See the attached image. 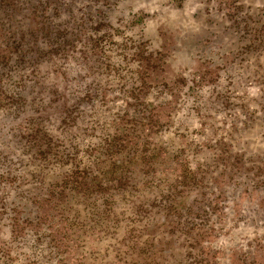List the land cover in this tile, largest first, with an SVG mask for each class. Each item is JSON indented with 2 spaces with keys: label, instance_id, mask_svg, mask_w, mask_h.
I'll return each mask as SVG.
<instances>
[{
  "label": "rangeland",
  "instance_id": "obj_1",
  "mask_svg": "<svg viewBox=\"0 0 264 264\" xmlns=\"http://www.w3.org/2000/svg\"><path fill=\"white\" fill-rule=\"evenodd\" d=\"M0 1V264H264V0Z\"/></svg>",
  "mask_w": 264,
  "mask_h": 264
},
{
  "label": "trees",
  "instance_id": "obj_2",
  "mask_svg": "<svg viewBox=\"0 0 264 264\" xmlns=\"http://www.w3.org/2000/svg\"><path fill=\"white\" fill-rule=\"evenodd\" d=\"M13 1V0H12ZM24 2L25 1H23L21 4L20 3H18V2H16L17 4H18V6H19V4H20V7L21 6H23L24 5ZM98 2H100L99 0H98ZM90 3H88V5H89ZM91 4H93L94 6L97 4L96 2H95V0H91ZM90 4V5H91ZM87 4H84L83 6H82V8H79L78 9V11L76 10L75 12H76V14H77V16L79 17V19L81 18V16H80V11L81 10H83L86 6H88ZM3 3L0 1V11H1V9H3ZM55 9V7H53L52 5H49V7L47 8V9H52L53 11H54V9ZM88 8V7H87ZM105 9H106V7H104ZM4 11V10H3ZM86 13V12H85ZM14 15H15V13H14ZM55 15H57V14H55ZM21 17H22V19L24 18V16L23 15H21ZM40 18H41V22H40V24H42L43 23V20H44V17H42V15L40 16ZM47 19V18H46ZM101 23V24H100ZM104 24H103V22H101V21H99V23H98V26H99V28H100V32H102L103 31V37L101 38V39H97L94 43H93V39L91 40V38H83L82 36L83 35H80L81 33H83L82 31L83 30H80V28H77L75 25L73 26V25H69V30H71V32H70V39H74L75 41H77L79 44H82V42H88V43H90L91 44V46L93 47V45L95 46V45H97V46H99V48L101 49V50H103V49H105V48H107V44H108V41H105L104 40V38H105V36H106V32L104 31L105 29H106V27L108 26H103ZM107 30V29H106ZM112 30V29H111ZM68 33V32H67ZM78 34V35H77ZM60 36V35H59ZM80 40H82L81 42H80ZM99 41V42H98ZM52 42V44H59V43H62L60 40L59 41H56V40H53V41H51ZM96 47V46H95ZM254 49V52H257V50H260V49H258V48H253ZM256 50V51H255ZM107 50H105L104 52H106ZM43 59H40L39 61H37L36 62V64L38 65L39 64V67L37 66L36 67V69L38 68V70H40V68L43 66ZM24 61H22V60H20L19 61V64L24 68ZM5 72V73H4ZM7 73H11L10 72V70H7V68H6V66L5 65H3L2 67L0 66V79H2V76H4L5 74H7ZM7 75H9V74H7ZM7 100V99H6ZM50 114V112H46L45 114ZM49 141L50 140H47V142L45 143L46 145L49 143ZM25 146L27 147V143H25ZM24 146V147H25ZM40 154L41 153H35V155H34V157H31V158H29V159H31L30 160V163H32V164H34V163H36L39 167H41L42 169L43 168H48V166L49 165H51V164H53V163H48V162H46V160L45 159H42V157L40 156ZM27 152L26 151H23L22 153H20V156L22 157V158H26L27 157ZM21 161H27L26 159L24 160H21ZM68 162V161H67ZM54 165V164H53ZM50 167V166H49ZM55 168V167H54Z\"/></svg>",
  "mask_w": 264,
  "mask_h": 264
}]
</instances>
